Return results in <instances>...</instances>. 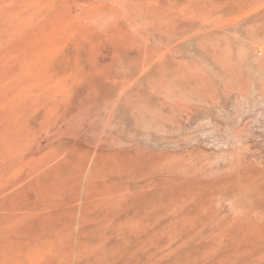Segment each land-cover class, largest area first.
Instances as JSON below:
<instances>
[{
  "label": "rangeland",
  "instance_id": "374dc122",
  "mask_svg": "<svg viewBox=\"0 0 264 264\" xmlns=\"http://www.w3.org/2000/svg\"><path fill=\"white\" fill-rule=\"evenodd\" d=\"M0 264H264V0H0Z\"/></svg>",
  "mask_w": 264,
  "mask_h": 264
},
{
  "label": "bare ground",
  "instance_id": "6f19581e",
  "mask_svg": "<svg viewBox=\"0 0 264 264\" xmlns=\"http://www.w3.org/2000/svg\"><path fill=\"white\" fill-rule=\"evenodd\" d=\"M187 39H188V38H187ZM160 69H161V68H160ZM148 77H149V76H148ZM151 79H153V78H151ZM151 79H150V81H151ZM154 79H156V78H154ZM150 81H147V82L150 84ZM157 82H158V81H157ZM160 82H161V80H160ZM160 82H158V83H160ZM153 83H154V82H152V84H153ZM149 84H148V85H149ZM152 84H151V85H152ZM160 84H161V83H160ZM149 86H150V85H149ZM156 86H157V85H156ZM158 87H159V86H158ZM162 87H163V86H162ZM162 87H161V88H162ZM152 88H153V87H152ZM141 99H142V98H141ZM137 101H139V100H137ZM137 103H138V102H137ZM140 105H141V104H140ZM188 106H189V105H188ZM141 107H142V106H141ZM147 109H150V108H147ZM150 112H151V111H150ZM157 112H158V111H157ZM169 115H170V114H169ZM156 116H157V115H156ZM159 116H160V115H159ZM186 117H187V116H186ZM174 128H175V127H174ZM248 193H249V192H248ZM248 197H249V196H248ZM251 197H252V196H251ZM237 206H238V205H237ZM237 208H238V207H237ZM242 208H243V207H242ZM234 210H235V209H234ZM236 210H237V209H236ZM238 210H240V209L238 208ZM235 213H236V212H235ZM241 213H242V212H241ZM250 213H251V212H250ZM253 213H254V212H253ZM253 213H252V214H253ZM252 214H251V215H252ZM254 214H255V213H254ZM240 215H241V214H240ZM254 216H255V215H254ZM214 219H215V218H214ZM255 219H256V218H255ZM260 220H261V219H260ZM261 221H262V220H261ZM249 222H250V221H249ZM259 222H260V221H259Z\"/></svg>",
  "mask_w": 264,
  "mask_h": 264
}]
</instances>
